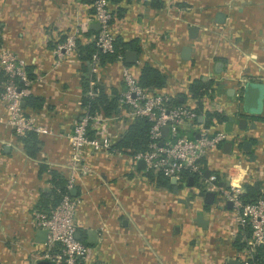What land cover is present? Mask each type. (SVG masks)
Instances as JSON below:
<instances>
[{
    "label": "crops",
    "instance_id": "obj_1",
    "mask_svg": "<svg viewBox=\"0 0 264 264\" xmlns=\"http://www.w3.org/2000/svg\"><path fill=\"white\" fill-rule=\"evenodd\" d=\"M225 1L118 0L110 2V8L117 14L114 25L120 36L136 39L138 49H132L136 55L129 65L133 73L143 61L149 62L166 75L161 89L171 95L186 91L192 78L210 81L205 92L207 106L201 104V108L225 116L214 120L227 135L216 149L206 152L205 176L215 174L216 185L226 186V179L220 176L230 160H236L231 173L235 175L233 183L237 184L247 170L258 167L264 194V97L259 114L249 115L241 106L244 81L264 82V0H241L233 10ZM90 3L0 0V47L13 51L29 67L33 77L28 91L41 96L43 102L28 114L34 113L38 121L53 128L65 130L71 125L81 109L83 93L79 59L69 53L58 55L53 49L78 23L87 24L79 33L80 39H85L89 28L91 34L94 32ZM219 11L223 13L221 21L216 20ZM225 25L232 34L220 40L219 30L225 32ZM190 26L195 30L190 32ZM185 45L189 51L182 56ZM106 68L105 87H117L119 91V69ZM185 100L191 99L187 96ZM241 117L246 121L243 127L238 124ZM3 119L5 109L0 98V264H7L4 259L16 255L11 252L12 237L27 239V250L46 248L45 238L38 236L40 228L28 221L34 212L43 209L38 202L40 193L51 191L48 169L54 168L67 178L70 168L69 151L61 134L37 135L38 147L31 154ZM244 140L250 141L249 150L243 147ZM121 154L90 156L94 173L74 180L73 194L81 197L75 211L76 231L78 238L90 245L88 264H226L229 258L239 260L247 255L248 249L238 250L230 243L237 227L232 234L222 224L224 215L220 214L222 204L215 201L217 194L212 203H203L201 197L192 196L194 191L190 195L189 185H176L173 190L170 182L157 183L138 170L142 168H131L126 155ZM186 195H190L191 205L181 200ZM190 206L202 209L207 219L205 228L195 221H188L189 229L182 228L181 223L188 220L182 211ZM224 210H230L228 204ZM88 229L95 231L93 241H89L92 236L87 234ZM228 233L227 245L224 235ZM32 239L39 240L40 245L33 244ZM38 259L35 257L32 264Z\"/></svg>",
    "mask_w": 264,
    "mask_h": 264
},
{
    "label": "built area",
    "instance_id": "obj_2",
    "mask_svg": "<svg viewBox=\"0 0 264 264\" xmlns=\"http://www.w3.org/2000/svg\"><path fill=\"white\" fill-rule=\"evenodd\" d=\"M109 4V0H92L90 3L92 20L98 22V27L88 37L94 44V50L89 56L94 62H98V51H114L113 39L115 35L120 36V32L114 25L117 17L109 8ZM80 26L86 28L87 24H80ZM148 31L145 27V32ZM75 33L76 30H73L68 34L63 41L56 44L53 51L60 55L65 45L73 44L76 38ZM65 49L67 48H64V51ZM115 59L121 62L119 75L123 87L118 91L117 105L120 114L123 113L126 117L123 123L126 126L127 122L137 116L149 121L146 147L129 151L126 154L128 165L136 168V161L142 159L143 168L138 169L139 171L146 173L149 170L153 173H160L168 180L173 178V183L179 186L186 185L187 177L195 175V184L192 188L195 190L213 189L216 193L219 187L212 180V174L204 175L203 159L208 150L217 148V144L225 138L227 132L216 125L214 117L206 123V114L201 104L204 107L207 106V93H201L190 101L169 104L167 99L173 95L161 87L155 89L140 85L129 65L122 63V54L116 53ZM25 66L22 58L11 50L0 47V70L5 75L0 98L5 107V120L14 136L17 137L27 130L37 132L41 129L35 124L34 116L25 114L22 108L21 101L29 92L27 85L30 82ZM17 80H20L22 85H19ZM92 82L90 80V83ZM93 94L94 92L88 89V95ZM80 111L73 125L74 133L68 139L73 148L86 145L91 150L100 148L108 155L123 153L122 148L111 147L113 140L110 135L116 136L113 132L102 133L100 137H97V133L94 132L98 130L97 125L100 126L101 123L107 122V119L116 114L105 115L100 109L89 112L83 107ZM163 126L167 128L164 135L161 132ZM75 152L70 154L73 160L84 159ZM70 167L73 166L68 160V168ZM78 168H80V173L85 172L86 168L83 164ZM232 172H226L225 175L229 187L224 191L225 197L237 205L236 227L247 222L251 228V233L246 238L248 252L245 257L239 258V264H254L248 260V255L254 244L264 243V202L261 198H257L242 203L238 197L239 192L237 194L232 192L236 187L234 185H237L233 184L229 178V173ZM77 176H79L78 172L70 171L65 183V188L69 192H62L58 202L45 209L37 210L31 219L36 226L45 229L46 248L42 257L50 259L53 264H88L90 245L74 236L77 227L75 211L81 199L78 195L71 194L70 189L73 187L74 177ZM228 191L230 194H227Z\"/></svg>",
    "mask_w": 264,
    "mask_h": 264
},
{
    "label": "trees",
    "instance_id": "obj_3",
    "mask_svg": "<svg viewBox=\"0 0 264 264\" xmlns=\"http://www.w3.org/2000/svg\"><path fill=\"white\" fill-rule=\"evenodd\" d=\"M92 1V0H86ZM118 0H109V2H115ZM157 2L153 1V4ZM91 28L88 29V33L86 34L85 42H80L77 40L78 49H81L82 58H89L91 52L94 50V44L92 40H89L88 37L91 34ZM134 37H129L127 39H123L122 36L115 35L113 39L114 51L112 52H101L98 51V62H112L115 59L116 53L122 54V63L125 65H130L133 61H127L124 57L125 50L127 48L134 49L135 51L138 49L137 42ZM84 41V40H82ZM26 67V73L28 78H32L33 74L30 71L29 67ZM84 70V67L81 71ZM137 79V82L142 86H150L153 88H160L166 83V75L161 72L157 67L151 65L147 61H143L139 68L138 72L134 73ZM5 75L2 70H0V80H4ZM19 85H22L20 80H17ZM210 81H205L199 77L192 78L187 82L185 88L186 91L177 92L173 96H169L167 102L169 104H178L185 102V97H189L190 99H194L199 94L204 93L210 87ZM81 86H82V95L80 97V106L85 108L89 112H94V110H101L103 114H116L120 110L117 105V94L118 91L115 87L110 88V92H106L102 85L92 84L89 85V89L94 92L93 95H88L85 93V87L88 86L87 78L81 77ZM179 96L181 97L179 99ZM43 98L41 96H37L28 92L26 96L23 98L22 108L25 114L31 113L34 108H38L42 105ZM206 114V123L209 122L211 117L215 119L225 118V116L219 114L216 111L213 112H205ZM80 115V114H79ZM78 115V117H79ZM149 126V121H147L144 117H134L132 120L127 122L125 128L121 132L119 136L113 141L111 147L114 148H122L123 152L128 153L129 151L141 150L146 147L147 143V128ZM18 139L21 140L23 146L29 153H33L34 150L37 149L38 137L33 130H27L23 135L18 136ZM204 169V167H203ZM48 172L50 174V179L52 184L51 191L49 193L42 192L39 197V205L42 206L43 209L48 206L54 205L60 199L62 192H69L66 190L65 183L66 178L63 177L58 171L54 168H49ZM146 174L157 181V183L163 185H169V180L167 177L163 176L160 173H153L149 170L146 171ZM188 175V174H186ZM192 180H195V175L191 176ZM188 178V177H187ZM187 181V179H186ZM243 190L238 193V197L242 203H246L249 201H253L257 198H261L263 200L264 194L260 187L259 180L253 181H244L242 183ZM50 196H49V195ZM206 205V204H204ZM207 206V205H206ZM251 233V228L249 224L243 223L237 225V231L234 236L231 238L230 243L232 247L235 249H243L247 248L248 245L246 243V238L249 237ZM248 260L253 262L254 264H264V243H257L252 246L250 249Z\"/></svg>",
    "mask_w": 264,
    "mask_h": 264
},
{
    "label": "rangeland",
    "instance_id": "obj_4",
    "mask_svg": "<svg viewBox=\"0 0 264 264\" xmlns=\"http://www.w3.org/2000/svg\"><path fill=\"white\" fill-rule=\"evenodd\" d=\"M225 2L231 4V9L233 10L234 8H236L238 6V4H236V3H240L241 0H226ZM109 8H110V4H109ZM111 11H112V9H111ZM116 16H117V14H116ZM224 27L226 28L225 32H223V30H221V29L219 30L223 35L218 31L220 33V35H221V36L218 37L220 40L225 39L224 36H226L227 34H228V37L230 38L231 34H232V33L229 32V29L227 28V25H225ZM73 30H76V33L74 35L76 38L74 39L73 44H67V45H65V47H63L62 53L66 54V55L69 53L70 55H73V57L78 58L79 59L80 69L82 70V68L84 67V70L82 71V76L84 78H87V80H88V86L85 87V93L88 94L89 85H92V84L102 85L104 89H107V87H105L107 85L105 84V81H103L104 78H105V74H106V72H105L106 69H107L106 67L109 65L112 68V71L113 70L114 71L117 70V72H118V69L121 66L120 62L118 60L114 59L112 62H105L104 63L105 66H103L104 65L103 63L94 62V61H92L90 59V57L88 58V60L87 59H83L82 58V52H80L81 49H78V44L76 43V41L80 40V42H85V41H82V40H85L84 38L80 39L81 36L79 34L84 29H82L80 27V23H78L77 25H75L71 29V31H69L67 33V35L70 34ZM64 48H67V49H65L66 51H64ZM90 80H92L93 82L90 83ZM27 87H29V84L27 85ZM122 87H123V83H122V81H119L118 88L122 89ZM116 88L117 87H115V89ZM107 92H110V88L107 89ZM4 109H5V107H4ZM80 110L81 109H79L77 115L80 114V112H81ZM32 115L34 116L35 124L39 125L41 127L40 130L35 132L36 135L52 134V133L57 132V133L61 134L63 136V138L65 139L66 146H67L68 151H69L68 160H70V165L73 166V167H70L69 173H70V171L78 172V174L80 176L87 175V174H92V173H94L95 169H94L93 166H91V164H89L88 158L90 156H92V158H94V157H99L97 154H100L102 156L110 157V155H106L105 152L102 149H100V148H97V150H91L86 145L85 146L80 145L79 147L73 148V145L70 143V141L68 139L74 133L73 125L77 121V115L71 121L72 122L71 125L65 130H63V129L59 128V127L53 128L51 125H49L47 123L40 122V120L38 121L36 119V116L34 115V113ZM125 118L126 117L123 115V113L122 114H120V112L116 113V115H114L113 117H110L109 119H107V122L101 123L100 126L97 125L98 130H94V132L97 133L96 136L100 137V134H102V133L106 132V133L110 134L111 132H113L114 135H116V136L115 137H113L112 135H110V136L112 137V140L114 141L117 138V136H119L121 134V132L123 131V128L125 126V123H123L125 121H123V120ZM3 121L5 122V124L7 126H9L5 119H3ZM113 121H115V123ZM88 134H89V132H88ZM75 151H77V152H75ZM71 152L79 153L80 156L84 157V159L83 160L82 159L73 160L72 157L70 156ZM126 154L127 153L123 152V154H121V155H126ZM237 162L238 163H243L240 160L237 161ZM231 163L232 162L230 160V162L225 166V168H224V170L222 172V176H220V179H222V178L226 179V178H224V176L226 175V172H232L234 170L233 163L232 164ZM82 164L86 168L84 173H80V168H78ZM96 169H99V168H96ZM259 174H260V170L258 169V167L257 168L254 167V169H251L250 172H248V170H247V173L245 172L243 177L238 180L239 182L237 183V185H234L236 187H234V189L232 191L233 194H237L238 192L242 191V183L244 181L259 180L260 182H262V180L258 179V177H257V176H261V174L260 175ZM135 175H136V173H135ZM212 175H213L212 176V178H213L212 180L215 181L216 175L215 174H212ZM75 178L76 177H74L73 181L75 180ZM260 187H263V183H260ZM226 189H229L228 185L220 187V188L217 189V191H216V193H217L216 198L217 199L215 201L217 203L222 204V208H220V210L222 211V213H220V214L224 215L223 216L224 222L222 224L225 223L229 227V230H230L229 232H231L233 234L235 232L236 223H237V219H236V207H237V205L232 200L227 199L225 197L226 194H225L224 191ZM227 194H230V191H228ZM192 196H196V195L193 193ZM80 199H81V197H80ZM227 201L229 202L228 205H229V209L230 210H224L226 208ZM188 208L186 210L182 211L183 217H187V219H188L187 223L185 222L186 224L181 223V224H183L182 225L183 229L184 228L189 229L190 226L188 227V221L191 224H193V222H194V219H193L194 214L196 212H201L202 211V209L200 207H197V208L196 207L195 208L191 207L190 209H188ZM28 222L32 223V221L30 219H29ZM217 230H218V228H217ZM215 232H216V229H215ZM224 236H225V243L227 244L229 239H230L229 238L230 237L229 233H228V236L227 235H224ZM32 240H33V244H38L37 246L40 245L39 240H37V239H32ZM26 242H27V239H24L23 237H14V238L12 237L11 238V246L14 249H12L11 252H12V254H13V252H16V255L14 257H10V253H8V254L6 253L7 257H10V258H7V259L5 258L3 262H5L7 264L11 263V262H14V263L17 262V264H32L35 257L42 258V253L44 252L45 248L42 251L39 249V247H36L35 249L27 250L28 245L26 244ZM28 242H29V240H28ZM224 254L227 256L226 252ZM241 258H242V256H241Z\"/></svg>",
    "mask_w": 264,
    "mask_h": 264
},
{
    "label": "water",
    "instance_id": "obj_5",
    "mask_svg": "<svg viewBox=\"0 0 264 264\" xmlns=\"http://www.w3.org/2000/svg\"><path fill=\"white\" fill-rule=\"evenodd\" d=\"M222 16L223 13L221 11L217 12L216 14V20L217 21H221L222 20ZM95 28L98 27V22L94 21L93 25ZM195 28L194 26H190V32L194 31ZM189 51L188 46H182L181 48V55L182 56H187V53ZM135 51L132 49H126L125 53H124V57L127 61H134L135 60ZM263 97H264V82L263 81H258V80H253V79H249V80H245L244 83L242 84V93H241V106L242 109L245 113L249 114V115H256L259 114V112L262 111L263 108ZM21 104H23V100L21 101ZM230 120H232V117H228ZM245 119L244 118H238V124L240 127L245 126ZM253 122H250V126H253ZM167 128L165 126H163L161 128V132L162 135L166 134ZM243 147L246 148L247 150H249V145H250V141L249 140H244L243 141ZM136 166L138 168H143V161L142 159H138L136 161ZM208 173V169H204V175H206ZM174 179L171 178L169 180L170 183H173ZM187 185H189V191H190V195L193 193L196 196L201 197V200L203 203H212L213 200H215V191L213 189H208V188H200V189H191L192 188V177L188 176L187 178ZM225 184L227 185V180L225 182ZM173 190L176 189V184L173 183ZM71 194H73V188L70 189ZM190 195H186L184 198H181L182 201L187 200V202L189 203V205H191V201L189 200ZM227 204H229V202H227ZM193 219L195 221V224L205 228L206 224H207V219L203 217V213L202 212H196L193 216ZM87 234H90V236H92V238L89 239V241H93L94 240V236H95V231L92 229H88L87 230ZM38 236L41 239L45 238V229L40 228L38 230ZM74 236L76 238L79 237V233L78 231L74 232ZM35 264H53L52 261L50 259L47 258H39ZM226 264H239V260L237 258H229L227 259Z\"/></svg>",
    "mask_w": 264,
    "mask_h": 264
},
{
    "label": "bare ground",
    "instance_id": "obj_6",
    "mask_svg": "<svg viewBox=\"0 0 264 264\" xmlns=\"http://www.w3.org/2000/svg\"><path fill=\"white\" fill-rule=\"evenodd\" d=\"M234 177H235V175L229 173V178H230V180H231L232 183H233V179H234ZM233 184H234V183H233Z\"/></svg>",
    "mask_w": 264,
    "mask_h": 264
}]
</instances>
